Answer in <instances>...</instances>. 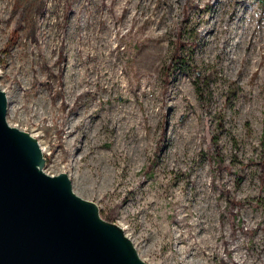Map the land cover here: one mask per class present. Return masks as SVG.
Listing matches in <instances>:
<instances>
[{
    "label": "rangeland",
    "instance_id": "obj_1",
    "mask_svg": "<svg viewBox=\"0 0 264 264\" xmlns=\"http://www.w3.org/2000/svg\"><path fill=\"white\" fill-rule=\"evenodd\" d=\"M0 87L147 264H264V0H0Z\"/></svg>",
    "mask_w": 264,
    "mask_h": 264
},
{
    "label": "water",
    "instance_id": "obj_2",
    "mask_svg": "<svg viewBox=\"0 0 264 264\" xmlns=\"http://www.w3.org/2000/svg\"><path fill=\"white\" fill-rule=\"evenodd\" d=\"M0 87V264H147L124 230L44 172L38 141L7 122Z\"/></svg>",
    "mask_w": 264,
    "mask_h": 264
},
{
    "label": "bare ground",
    "instance_id": "obj_3",
    "mask_svg": "<svg viewBox=\"0 0 264 264\" xmlns=\"http://www.w3.org/2000/svg\"><path fill=\"white\" fill-rule=\"evenodd\" d=\"M107 38H108V36H107V34H106V35L104 36V40H107ZM92 48L95 50V46H94V44H93V47H92ZM93 53H94V60H95V59H97V58H96V52H93ZM99 57H101V60H103V61L106 60V61H107L106 63H108V62L110 63V62H111V59H110V58H108V57H103L102 54H100ZM94 60H93V61H94ZM99 60H100V58H99ZM104 75H105V73L102 74V77H104ZM81 79H82V78H81ZM81 79H80L79 81H81ZM91 81H92V80H91ZM41 150H42V148H41ZM42 152H43V151H42Z\"/></svg>",
    "mask_w": 264,
    "mask_h": 264
},
{
    "label": "trees",
    "instance_id": "obj_4",
    "mask_svg": "<svg viewBox=\"0 0 264 264\" xmlns=\"http://www.w3.org/2000/svg\"><path fill=\"white\" fill-rule=\"evenodd\" d=\"M178 54V53H177ZM177 54H176V56H177ZM166 82H167V79H166ZM264 168V167H263ZM260 182H261V184H262V187H263V189H264V172H262V175L260 176ZM262 189V190H263ZM230 204L231 205H234V204H236L234 201H231L230 202ZM107 219L109 220V221H111V220H113L114 218H113V216H109V217H107Z\"/></svg>",
    "mask_w": 264,
    "mask_h": 264
}]
</instances>
